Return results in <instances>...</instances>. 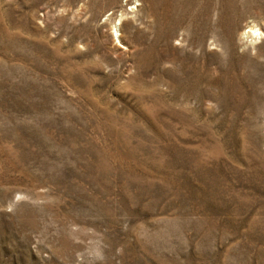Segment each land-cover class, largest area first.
Returning <instances> with one entry per match:
<instances>
[{
	"label": "rangeland",
	"instance_id": "rangeland-1",
	"mask_svg": "<svg viewBox=\"0 0 264 264\" xmlns=\"http://www.w3.org/2000/svg\"><path fill=\"white\" fill-rule=\"evenodd\" d=\"M0 264H264V0H0Z\"/></svg>",
	"mask_w": 264,
	"mask_h": 264
},
{
	"label": "bare ground",
	"instance_id": "bare-ground-1",
	"mask_svg": "<svg viewBox=\"0 0 264 264\" xmlns=\"http://www.w3.org/2000/svg\"><path fill=\"white\" fill-rule=\"evenodd\" d=\"M251 31L252 35L255 37V38H258L260 36L261 33H258V31H260V29H255V30H252V28L249 30ZM254 38V39H255ZM252 40V39H251Z\"/></svg>",
	"mask_w": 264,
	"mask_h": 264
}]
</instances>
